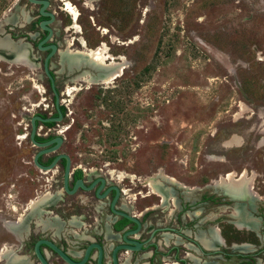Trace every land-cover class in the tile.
<instances>
[{
  "label": "rangeland",
  "instance_id": "1",
  "mask_svg": "<svg viewBox=\"0 0 264 264\" xmlns=\"http://www.w3.org/2000/svg\"><path fill=\"white\" fill-rule=\"evenodd\" d=\"M49 1L60 50L52 71L69 115L49 133L65 136L59 153L70 156L73 170L107 171L118 185L134 188L129 190L133 198L125 195L138 212L159 203L156 196H139L151 190L139 177L157 182L164 173L201 189L191 195L176 189L179 205L168 226L179 232L169 241L159 229L165 207L146 216L142 239L159 229L157 248L133 256V262L124 255L122 263L264 264V0ZM39 9L28 0H0V24L18 40L32 34L27 41L37 44L44 36ZM101 48L112 56L102 68L125 67L105 84L92 80L100 75L79 76L81 71L72 68L82 59L75 52ZM33 53L34 69L0 62V253L9 250L17 259L39 264L34 244L41 238L53 239L75 258L93 241L111 248L114 218L93 193L66 194L62 166L43 172L33 163L38 149L31 147L27 125L33 115L51 117L56 111L43 71L47 52ZM244 172L252 178L255 198L237 200L219 195L220 186L206 187ZM120 174L126 177L121 182ZM169 187L167 182L157 186L164 200ZM48 193L51 199L45 198ZM193 194L198 203L204 194L215 203L195 210L188 205ZM239 205L261 222L258 230L238 223ZM20 219L15 236L4 225ZM212 227L221 230L225 246L209 241ZM49 261L62 264L50 255Z\"/></svg>",
  "mask_w": 264,
  "mask_h": 264
},
{
  "label": "water",
  "instance_id": "2",
  "mask_svg": "<svg viewBox=\"0 0 264 264\" xmlns=\"http://www.w3.org/2000/svg\"><path fill=\"white\" fill-rule=\"evenodd\" d=\"M28 2L40 6L39 16L43 18V20L40 22L39 27L44 33H47V35L37 45V50L40 52H49L43 61V71L54 92L55 107L58 113V117L45 118L42 114H37L31 118L29 140L35 147L40 149L35 155L33 163L41 171L51 172L62 166L61 163L64 160L65 165L63 167V190L66 194L75 195L80 189H83L86 192L94 191L99 201H110L109 206L113 215L119 218H125L136 226L135 229H128L122 234L116 233L117 235L115 237L118 239L119 244H117L112 249L108 248V245L102 242H90L78 259L64 250V248L59 246L53 239L47 238H41L35 242L34 255L39 264H51L47 254L62 264H91L92 261H95L96 264H109V260L106 262L109 251L112 255V264H121L118 259V254L122 251L124 252L121 253V261H123L124 255L131 256V253L134 254V257L141 258L145 251L150 247L154 246L157 248L153 242V239L158 230H152L151 236L149 238L146 240H140L145 228V224L141 218L137 217L140 214L130 212L127 209L119 208V202L125 201L126 199L122 196V192L118 183L114 182L111 178L109 179L106 176L107 171H105L103 174H96L95 178H92V182H87L88 184L85 183L83 178L77 180L71 189V183L74 177L72 161L68 154L59 153V150L62 148L65 142V136L63 134L57 133L53 134V138L46 142H39L37 140V138H40L38 134V128L40 126H42V129H44L47 127L46 124L48 123H54L57 125L60 122H63L65 117L62 111L63 105L61 104V95L56 85V76H54V72L52 71V59L55 55L60 53L59 45L54 43V30L51 27V25L55 22V15L49 12V7L51 5L49 0H28ZM9 22L12 23V21ZM24 45H28L30 47L29 53L32 57H34L35 54L33 52L35 48L32 43L28 42L25 38L22 40L15 39L11 34L7 33L0 24V59L16 64L21 52L23 51L22 46ZM110 63L111 62L107 64L110 65ZM72 68L76 69L77 71H81V75L79 76H82L83 74L104 76L108 71L106 68H102L90 62L87 60V58L80 59V62L77 64L72 63ZM81 85L82 88H84L83 84ZM86 88L89 89V86H86ZM51 128L53 127H50L49 129L52 130ZM51 154H56L51 164L44 165L40 162V158L42 156ZM112 196L113 198H111ZM119 237L121 238L119 239ZM9 258L11 259L13 257H8V259Z\"/></svg>",
  "mask_w": 264,
  "mask_h": 264
},
{
  "label": "flooded vegetation",
  "instance_id": "3",
  "mask_svg": "<svg viewBox=\"0 0 264 264\" xmlns=\"http://www.w3.org/2000/svg\"><path fill=\"white\" fill-rule=\"evenodd\" d=\"M41 18V17H40ZM42 20H40V22H41ZM40 22H39V24H40ZM30 32H33V30H30ZM46 35H47V33H44V36L40 39V41L37 43V44H34L33 43V45H34V48L35 49H37V45L46 37ZM28 37H25L27 40H32V34H28L27 35ZM13 37H16L15 35H13ZM49 54V52H47V55ZM50 85V84H49ZM51 90H52V88H51ZM52 92H53V90H52ZM53 102H54V104H55V96H54V92H53ZM63 104V103H62ZM44 105V104H43ZM55 109H56V107H55ZM44 112H47V110H45L44 109ZM45 118H48V113H41ZM50 114V113H49ZM52 115V116H51ZM50 116L51 117H58V113H57V110L54 112V113H52V114H50ZM64 120L66 119V118H68L69 117V115L66 113V114H64ZM31 121V120H30ZM56 125V124H55ZM54 125V126H55ZM30 127H31V125H30ZM50 127H46V128H44V129H49ZM43 131V130H42ZM50 132H52L51 130L50 131H48V132H46V134H40L39 136H40V138H43L42 140L40 139V138H37V140L39 141V142H46V141H48V140H51L52 138H53V134H49ZM42 133V132H41ZM30 141V140H29ZM30 144H31V147H35L32 143H31V141H30ZM35 148H37V147H35ZM38 150H37V152L40 150L39 148H37ZM37 152H36V154H37ZM54 158H55V156L53 157V158H51V159H53L54 160ZM52 160V161H53ZM64 161V160H63ZM62 161V162H63ZM40 162L42 163V164H44V165H49V164H51V163H49V159L48 160H45L44 159V157L42 156L41 158H40ZM62 164V163H61ZM74 171V174H75V172L77 171V169H74L73 170ZM82 171V170H81ZM82 176L80 177V178H77L75 175H74V177H73V180H72V183H71V189L73 188V186H74V183L77 181V180H79V179H81V178H83L84 180H85V183L86 184H88L87 182H92L91 180H92V178L94 179L95 178V175H94V177H88L87 175V173L85 172H83L82 171ZM90 178V179H89ZM89 184H91V183H89ZM87 186H89V185H87ZM177 186V188H178V190H180V191H182V190H184V191H186V194H192L194 191H196V190H201L200 188H196V187H194V188H190L191 190H189L190 192H188L186 189H182L180 186H178V185H176ZM132 187V186H131ZM144 188H147V187H145V186H143ZM206 187H219V186H216L215 184H214V181H212V183L210 184V185H207ZM128 188V187H127ZM129 189V188H128ZM213 189V188H212ZM221 191H220V193H219V195H222V194H226L228 197H230L231 195H229L228 193H226V191H225V188H222L221 187ZM130 190H134V188H130ZM80 192H82V193H93V198L96 200V202L98 203V202H100V203H103V204H106L108 207V210H109V212H110V214L112 215V218H114V220H113V223H112V229H113V231L111 232V234H110V236H108V237H112L111 238V240L113 241V243H112V246H111V249L113 248V247H115L117 244H119L118 243V239L115 237L117 234L116 233H123V232H125L126 230H128V229H135L136 228V226L134 225V224H130V225H128L127 227H125L122 231H116V229H115V225L116 224H118V223H120V222H122L125 218H119V217H117V216H115V215H113L112 214V212H111V210H110V206H109V204H110V201H105V202H101V201H99V199L97 198V196H96V193L93 191V192H86V191H84L83 189H80L79 190ZM170 191V190H169ZM167 192V194H166V199H165V201H164V199H163V196H160V195H152V196H156V198H158V204H155L154 206H151V207H147V208H144L143 209V211H141V212H138L137 210H135L136 209V207H135V205H133L132 204V202L131 203H129L128 202V200H127V198H125L124 196H123V194H122V196L126 199L125 201H126V203L124 204V205H121L122 204V201H120L119 202V208H122V209H125V206H128V209L127 210H129L130 212H135L136 214H140V215H138L137 217L138 218H141L142 219V221H143V223L145 224V217L146 216H148V215H150V214H152V207H154V208H156V209H158V208H160V207H165L166 205H167V201L169 200H171V198L169 197V193L170 192H172V193H174L175 194V197H176V191H173L172 189H171V191L170 192ZM191 191H193V192H191ZM122 192V191H121ZM139 192H141L140 190L139 191H136V193H139ZM148 192H149V189H148ZM184 193V192H183ZM150 194V193H149ZM253 191H248L245 195H247V196H252V198H253ZM69 195V194H68ZM194 195V197H193V199H192V202H190V204H188V205H191V203H192V205H194L195 207V210H196V208H199L198 206L199 205H201V204H206L205 206H212V204H214L215 203V200L213 199V198H208V196H207V194H204V196H202L201 197V199L203 200V199H205V201L203 200V201H201V203H198L199 202V199H198V197H197V195L196 194H193ZM114 196V195H113ZM113 196L111 197V198H113ZM140 196H142V194L140 195ZM148 196V195H147ZM151 197V196H150ZM232 198H234V199H240L239 197H235V196H231ZM244 197V196H243ZM255 197H257V196H255L254 195V198ZM129 198V197H128ZM141 198V197H140ZM245 198V197H244ZM142 199V198H141ZM147 199V198H146ZM178 200H180V198L179 199H177V202H178ZM211 203V205H210V203ZM179 203V202H178ZM179 205V204H178ZM188 205H184L185 207H187ZM182 207H183V205H181ZM244 205H239V207H238V210H239V215H238V223H243L244 225H248V226H250L249 228H251V229H254V230H258L259 229V227H260V221H257V220H255V219H253V218H251V216L249 215V214H247V212L245 211V208L243 207ZM176 207H178V206H176ZM135 208V209H134ZM193 208V207H192ZM246 213V214H245ZM196 215V214H195ZM244 215V216H243ZM196 216H198V215H196ZM246 216V217H245ZM248 221V222H247ZM145 228H146V226H145ZM145 228H144V230H145ZM143 230V231H144ZM216 231H217V234H216V238H213L212 240H215L216 242V245L219 243V241H220V244H221V246H225V243H224V239H223V237H222V235L220 234L221 233V230L219 229V228H215V227H212V228H210V237L212 238L213 237V234L212 233H216ZM150 233V236H151V232H149ZM158 234V232L155 234V236H154V239L156 238V235ZM200 234V233H199ZM150 236H148V238L150 237ZM199 236H201V234L199 235ZM121 237H119V239H120ZM154 239H153V241H154ZM140 240H143L142 239V237H141V239ZM146 240V239H145ZM218 240V241H217ZM195 241H197V239H195ZM100 242H102V243H105L106 244V242L105 241H100ZM218 242V243H217ZM110 249V250H111ZM124 251H122V252H120L119 254H118V259H119V261L121 262V264H123L122 263V261H121V253H123ZM146 252V251H145ZM213 252H218V250H214ZM144 253V252H143ZM154 253V252H153ZM136 254V253H135ZM156 253H154L153 255H155ZM133 255L134 254H132L131 253V260H130V262H133V260H134V258H133ZM111 258H112V255H111V252L109 251V253H108V257H107V260H106V262H108V260H110V262H111ZM78 259V258H77ZM96 264V263H95ZM112 264V263H111Z\"/></svg>",
  "mask_w": 264,
  "mask_h": 264
},
{
  "label": "bare ground",
  "instance_id": "4",
  "mask_svg": "<svg viewBox=\"0 0 264 264\" xmlns=\"http://www.w3.org/2000/svg\"><path fill=\"white\" fill-rule=\"evenodd\" d=\"M70 5V4H69ZM73 8V7H72ZM74 10V9H73ZM78 13V12H77ZM78 18V17H77ZM76 23V22H75ZM78 26V25H77ZM22 52L20 54V57L18 59V64L20 65H23V66H26L30 69H34L35 68V64H34V61L32 60V57L30 55V47L27 46V45H24L22 46ZM108 52V51H107ZM74 54L76 55H79L81 56V58H87V60H89L90 62L102 67V64L104 63V61L106 59H112V56L111 55H108L106 52H105V49L104 48H101L100 50L98 51H92L91 52H75ZM124 58V57H123ZM1 61H7V60H3V59H0V62ZM110 61V60H109ZM126 61V60H125ZM108 71L106 72L107 74L102 76L100 75L99 77H96V78H92L93 81H95L96 83H98V81H106V82H110L112 80H115L116 78L120 77L122 75V71L125 69L124 66H121V65H117V64H114L112 66H109L106 68ZM105 81L103 82L105 84ZM36 83V82H35ZM102 83V84H103ZM43 90V89H42ZM41 91V90H40ZM35 108V107H34ZM247 107L244 108V113L247 112L246 111ZM252 110V109H251ZM242 116V115H241ZM237 117V116H236ZM241 119V118H239ZM43 130V129H42ZM41 130V131H42ZM40 131V132H41ZM63 132V131H62ZM59 134V133H58ZM28 137H29V134H28ZM56 170V169H55ZM54 171V170H53ZM114 171V170H113ZM45 172V171H43ZM247 172V171H246ZM244 172L242 175L238 176L236 173H231L228 175L227 178H224V179H221L220 181L216 182V186H220V187H223L225 188V191L229 194H233L235 195V197H240V196H245V194L250 190L252 191V178H250V176ZM86 173H88L87 176H94L95 175V171L93 170H86ZM109 173V172H108ZM123 173V172H122ZM113 173H110L109 175L111 176ZM117 174V173H116ZM127 175V174H126ZM161 176L163 179H166L168 180L169 182H172V183H176V184H179L180 187L183 188H186V186H184L182 183H180L178 180H176L175 178L173 177H169L167 176L166 174L164 173H161ZM134 180L136 179L135 177H132ZM161 178V177H160ZM113 180V178H111ZM124 179H126V177L122 174H120L118 176V180L123 181ZM132 179V180H133ZM249 182V183H248ZM147 185L151 186L152 188L151 189H154L156 190L157 186L161 183H159L158 181L155 182L154 179L152 178H148L147 181H146ZM146 186V185H144ZM188 188V187H187ZM186 188V189H187ZM126 187L124 189V192L123 194L125 195H128L130 196V198H133V196L131 195L130 193V189H128ZM189 189V188H188ZM130 190V191H129ZM152 191V190H151ZM158 191V190H157ZM190 192V191H189ZM150 194H153V193H150ZM53 197L52 194L48 193L46 194L45 198H49L51 199ZM144 197H147L144 196ZM252 197V196H251ZM253 198H254V195H253ZM43 200L40 199L39 201H33L31 204H30V209H34L38 204L39 202ZM175 200V199H174ZM246 214V213H245ZM244 216V215H243ZM246 217V216H245ZM248 222V221H247ZM23 223V219H20L17 223H9V222H6L5 223V228L10 232L12 233L13 235L15 236H19L18 234V226H20L21 224ZM247 225V224H246ZM213 234V237L209 239L210 242H212V239L213 238H216V234H217V231L216 233H212ZM205 241V240H204ZM13 253L11 251H2L0 253V261H3L5 260L7 257H13V258H9L10 260V264H28V262L26 261L25 258H22V259H17L16 256L12 255ZM128 260V259H127Z\"/></svg>",
  "mask_w": 264,
  "mask_h": 264
},
{
  "label": "crops",
  "instance_id": "5",
  "mask_svg": "<svg viewBox=\"0 0 264 264\" xmlns=\"http://www.w3.org/2000/svg\"><path fill=\"white\" fill-rule=\"evenodd\" d=\"M168 176V175H167ZM159 177H161L162 178V176H161V174H160V176ZM170 177V176H169ZM174 178V177H173ZM152 179H154V178H152ZM176 179V178H175ZM164 180V181H163ZM177 180V179H176ZM138 181L139 182H141V183H143L144 182V185H146V186H148L147 185V183H146V181H147V179H142V178H140L139 177V179H138ZM137 181V182H138ZM132 182V184L134 185V182L133 181H131ZM137 182H136V184H135V186L137 185ZM159 183H161L162 184V182H167L168 183V186L170 185V187H169V189H168V191L169 190H171V188H172V190L173 191H176V189H177V186L176 185H178V186H180L179 184H176V183H172V182H169L168 180H166V179H163L162 178V181L161 180H159L158 181ZM181 183V182H180ZM185 186V185H184ZM149 187L150 188H152L150 185H149ZM182 188V187H181ZM186 188H187V186H186ZM186 188H183V189H186ZM189 188V187H188ZM186 189L188 192H189V190H191L190 188L189 189ZM152 190V191H151ZM150 190V193H153V194H145V195H148L147 197H143V195H142V198H148V197H150V196H152V195H160V196H164L157 188H156V190H154V189H151ZM158 190V191H157ZM132 191V190H131ZM170 192V191H169ZM140 196V195H139ZM169 197L171 198V206L170 207H168V209H167V207L165 206V209H164V211L162 212V213H164L166 216L164 217V219H163V221H162V224H160L161 226V228H159V229H161V231L163 232V236L165 237L164 239L165 240H167V241H169V240H171V237L172 236H170V234H172V233H177V232H179V230H177V229H175V228H173V227H169L168 226V223H171V220H173V219H175V214H176V209H177V207L176 206H178V202H177V200L174 198L175 197V194L174 193H172V192H170L169 193ZM175 199V200H174ZM165 201V200H164ZM176 205V206H175ZM155 209L156 208H154V207H152V211H155ZM136 210V209H135ZM169 221V222H168ZM112 223L113 222H111V227H112ZM170 225V224H169ZM158 229V230H159ZM173 230H175V231H173ZM112 231H113V229H112ZM199 238H202V236H200ZM205 240V241H204ZM203 241L206 243V239H203ZM56 242V241H55ZM59 245V244H58ZM59 246H61V245H59ZM62 247V246H61ZM63 248V247H62ZM68 252V251H67ZM83 253V252H82ZM82 253H79V255H78V257L77 258H79L80 256H81V254ZM47 254V253H46ZM151 255H152V252H151ZM47 256L49 257V255L47 254ZM151 257V256H150ZM30 263V262H29Z\"/></svg>",
  "mask_w": 264,
  "mask_h": 264
},
{
  "label": "trees",
  "instance_id": "6",
  "mask_svg": "<svg viewBox=\"0 0 264 264\" xmlns=\"http://www.w3.org/2000/svg\"><path fill=\"white\" fill-rule=\"evenodd\" d=\"M41 20H43V18H40ZM55 76V75H54ZM51 87V86H50ZM62 111H63V113L64 114H66V109L64 108V107H62ZM55 124L54 123H48V124H46V126H48V127H53ZM41 140L43 139V138H40ZM52 160L53 159H50L49 160V163H51L52 162ZM62 168L64 167V165H65V161H63L62 162ZM82 171L81 170H77L76 172H75V176L77 177V178H80L81 176H82ZM130 224H132L129 220H127V219H124L122 222H120V223H118V224H116L115 225V229H116V231H122L125 227H127L128 225H130ZM181 263H185V261L184 260H182L181 261Z\"/></svg>",
  "mask_w": 264,
  "mask_h": 264
},
{
  "label": "built area",
  "instance_id": "7",
  "mask_svg": "<svg viewBox=\"0 0 264 264\" xmlns=\"http://www.w3.org/2000/svg\"><path fill=\"white\" fill-rule=\"evenodd\" d=\"M62 105H64V104H62ZM44 109L48 111L49 107L46 106V107H44ZM33 116H35V115H33ZM33 116H32V117H33ZM30 128H31V127H30V124L27 125V128H26V129H27L28 131L30 130ZM41 130H42V127H39V128H38V134H39V135H40V133H41V132H40ZM28 134H29V132H28ZM18 137H19V136H18ZM75 169H76V168H75ZM81 170H82L84 173L86 172V171H85L84 169H82V168H81ZM119 186H120V189H121L122 194H123L124 189L126 188V186H125V185H122V184L119 185ZM129 189H130V188H129ZM123 196H124L125 198L128 199V202H129V203H131V202H130V199L128 198V196H126V195H124V194H123Z\"/></svg>",
  "mask_w": 264,
  "mask_h": 264
}]
</instances>
